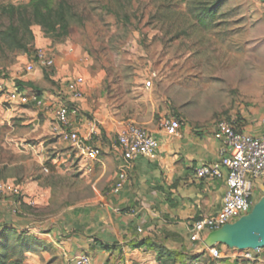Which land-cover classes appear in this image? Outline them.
Wrapping results in <instances>:
<instances>
[{"label":"rangeland","instance_id":"rangeland-1","mask_svg":"<svg viewBox=\"0 0 264 264\" xmlns=\"http://www.w3.org/2000/svg\"><path fill=\"white\" fill-rule=\"evenodd\" d=\"M217 1L0 0V79L69 103L68 83L82 77L88 119L110 115L158 126L173 117L241 127L244 117L264 113V9L261 0H224L216 21L202 28L191 9ZM40 49L68 69L62 80L37 56ZM47 105L49 111L0 99V212L42 229L67 208L102 197L74 165L71 143L52 131L60 104ZM16 239L40 264H65L33 237L16 231Z\"/></svg>","mask_w":264,"mask_h":264},{"label":"crops","instance_id":"crops-1","mask_svg":"<svg viewBox=\"0 0 264 264\" xmlns=\"http://www.w3.org/2000/svg\"><path fill=\"white\" fill-rule=\"evenodd\" d=\"M55 66V80H62L68 69L59 58L55 59ZM78 73L77 70L75 74ZM42 93L38 97L46 105L53 99L62 104L54 97L56 92ZM64 96L70 102L67 92ZM77 105L80 116L70 118L68 130L87 137L101 149L102 156L95 163H87L77 155L74 165L84 176H91L96 195L102 197L94 203L67 208L43 229L30 219H10L2 210L0 230L10 227L33 237L39 245L54 251L65 264H73L80 254L89 255L94 264H217L212 249L204 246L210 232L202 233L200 240H194L192 234L196 222L217 215L224 204L228 170L222 167L221 175L215 178L196 176L197 168L214 166L222 160L216 122L181 120V129L175 136L166 133L165 121L158 126H153L151 121L142 125L135 123L158 139V156L156 160L138 158L132 162L123 187L116 193L113 189L122 161L121 152L114 147L118 135L131 123L110 115L88 119L83 114V101ZM244 120L246 124L237 125L241 131L252 135L264 132V113L253 112L252 117ZM52 131L61 136L56 125ZM65 157L64 161L69 164L71 155L65 153ZM33 189L29 186L24 191L29 193ZM216 247L223 254L220 264H264V248L255 252L254 260H246L242 251L222 245ZM40 255L44 257L45 253ZM25 264H40V256L28 253Z\"/></svg>","mask_w":264,"mask_h":264},{"label":"built area","instance_id":"built-area-1","mask_svg":"<svg viewBox=\"0 0 264 264\" xmlns=\"http://www.w3.org/2000/svg\"><path fill=\"white\" fill-rule=\"evenodd\" d=\"M262 6L264 9V0ZM37 56L44 61L46 67H53L55 59L40 49ZM157 75H152L146 82V88L153 87ZM84 80L77 77L70 81L67 86V94L70 96L69 103H62L54 110L55 123L64 140L71 143L78 155L87 163H95L102 156L100 148L91 144L90 140L77 131H70V118L80 116L78 103L82 100ZM0 99L8 104L27 106L35 104L39 108L49 111L45 101L37 95H29L19 90L15 84H8L0 79ZM182 122L171 118L163 123V128L170 136H175L181 129ZM216 137L221 141L222 160L214 166L202 165L197 168L196 176L200 179L215 178L221 175V168L228 170L226 180V193L222 210L215 216L203 218L196 222L192 229L193 239L200 240L201 234L222 228L232 224L245 215L251 213L254 205L258 202V195L264 187V132L261 135L247 134L241 131L237 124L222 120L216 123ZM158 139L147 129L136 125H127L115 143V149L121 152V161L118 172V180L113 191L119 192L127 178V169L138 158L156 160L158 156ZM87 171L91 172L89 166ZM19 190V189H17ZM16 203V202H15ZM16 203L15 206H19ZM213 258L220 264L223 257L222 251L215 247L211 250ZM242 257L246 260H254L255 252L252 250L242 251ZM73 264H94L87 254L77 256Z\"/></svg>","mask_w":264,"mask_h":264},{"label":"water","instance_id":"water-1","mask_svg":"<svg viewBox=\"0 0 264 264\" xmlns=\"http://www.w3.org/2000/svg\"><path fill=\"white\" fill-rule=\"evenodd\" d=\"M261 192L264 195V187ZM218 245L254 252L264 248V196L254 205L251 213L209 233L204 246L213 249Z\"/></svg>","mask_w":264,"mask_h":264},{"label":"trees","instance_id":"trees-1","mask_svg":"<svg viewBox=\"0 0 264 264\" xmlns=\"http://www.w3.org/2000/svg\"><path fill=\"white\" fill-rule=\"evenodd\" d=\"M181 1L187 2L190 0ZM223 2L224 0H218L212 5L200 4V6L195 7V9H191L199 26L208 29L212 23L216 21ZM11 30H13V28ZM14 233H16V230L10 227H3L0 230V264H25L27 254L32 252V250L24 245L23 240H10L11 234Z\"/></svg>","mask_w":264,"mask_h":264}]
</instances>
